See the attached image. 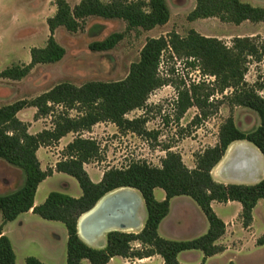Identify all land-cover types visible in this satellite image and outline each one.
Instances as JSON below:
<instances>
[{
	"label": "trees",
	"instance_id": "16d2710c",
	"mask_svg": "<svg viewBox=\"0 0 264 264\" xmlns=\"http://www.w3.org/2000/svg\"><path fill=\"white\" fill-rule=\"evenodd\" d=\"M54 14L47 18L49 36L42 47H31L29 63L12 64L0 71V77L20 80L37 64L55 63L62 59L65 49L54 39L57 27L75 32L88 17L120 19L127 29L150 30L164 25L170 16L166 0H80L70 6L66 0H56ZM216 17L222 22L240 24L243 21L264 22V7L253 6L242 0H195L188 19ZM123 33L113 32L102 40L92 41V51L112 49ZM165 54L175 57L191 67L199 68L202 76L214 77L207 84L204 80L192 82L187 88H177L174 102L176 119L196 106L200 113L192 119L199 123L209 115L215 104L209 99L216 93L232 89L231 102L255 111L259 124L252 130H242L228 117L219 126L218 139L194 155L195 166L188 168L179 153L165 148L166 154L160 166L144 160H133L123 167H110L103 171L98 182H93L84 164L97 159L99 144L82 136L84 131L100 122H111L118 129L138 135H149L145 129L144 115L127 118L126 114L142 109L149 95L167 84L160 76L159 66ZM249 59L264 62V43H255L252 37H235L227 46L216 37H208L191 29L186 36L171 32L166 36L150 37L143 44L139 58L129 66L127 75L117 81H89L80 86L60 82L33 99H20L0 106V159L21 170L23 184L16 190L0 194V264H16L15 253L2 227L21 213L32 212L46 220L60 221L67 230L66 264H107L115 256L142 259L160 255L163 264H180L177 255L181 251L197 249L206 257L223 250L216 244L225 232L224 222L211 207L212 201H238L242 208L240 218L243 227L252 222V210L259 199L264 200V177L255 184H223L213 180L211 169L220 161L228 145L236 140L252 143L264 156V78L250 86L244 76ZM225 97V96H223ZM36 108L35 118L53 115L52 128L36 134L27 131L28 124L21 121L17 112L25 107ZM62 110L54 113V107ZM68 110H75L71 116ZM75 134L64 148L63 158L54 168L43 170L37 157L40 146L57 142L67 133ZM53 171L73 177L81 189V196L72 197L59 191H50L45 200L34 206V195L39 183ZM137 190L143 199L146 219L138 232L111 230L106 234L103 248H93L81 240L77 232L79 217L89 211L108 192L118 188ZM161 188L165 196L158 201L154 189ZM186 195L195 201L208 221L207 231L189 240H171L158 234V225L169 211L170 199ZM138 242L139 247L134 243ZM264 243V235L257 244ZM24 264H45L36 257L27 256ZM231 264V263H230Z\"/></svg>",
	"mask_w": 264,
	"mask_h": 264
},
{
	"label": "rangeland",
	"instance_id": "374dc122",
	"mask_svg": "<svg viewBox=\"0 0 264 264\" xmlns=\"http://www.w3.org/2000/svg\"><path fill=\"white\" fill-rule=\"evenodd\" d=\"M66 1L72 7L80 0ZM243 1L252 3L253 6L264 7V0ZM55 2L56 0H0V71L12 64L29 63L30 48L46 44L49 36L46 20L54 14ZM166 3L170 11L168 21L150 30L127 29L123 20L100 17L85 18L75 32L68 31L62 26L57 27L53 35L56 42L65 49L62 59L55 63L37 64L20 80L0 77V106L21 98L33 99L60 82L80 86L89 81L121 80L127 75L130 64L138 60L143 44L150 37L166 36L171 32L186 36L193 29L201 35L216 37L227 46L232 44L235 37H252L255 43H264V22L236 26L233 23L222 22L216 17L191 21L188 15L195 6V0H166ZM113 32L123 33V38L112 49L92 51L89 48L92 41L102 40ZM249 34L254 35L248 36ZM249 60L244 79L252 86L256 81L264 78V62ZM159 74L167 80V84L149 95L144 108L126 114L127 118L144 115L146 118L144 126L149 135L120 130L111 122L97 123L90 131L82 133L83 137L94 139L100 148L98 158L84 165L89 172L103 173L107 168L123 167L133 160H144L151 165L160 166L167 146H170V150L179 153L186 165L189 159L195 160L196 153L217 142L219 126L226 118L232 117L235 124L245 131L258 126L259 117L255 111L231 102L232 89L210 97L209 100L215 104V107H210L208 117L199 123L192 121L193 117L200 113L196 106L190 107L180 119H176L174 102L177 99V88L181 90L192 82L197 83L202 80L209 84L213 82L214 77L202 76L198 67L192 69L184 61L169 57L168 54L162 59ZM258 93L264 96V92L258 91ZM30 110H24L19 118L38 121L36 124L39 128L44 126L52 128L53 115L35 120ZM57 110L62 108L55 106L54 113ZM68 113L74 116L76 111L68 110ZM64 142L57 141L43 146H49L42 149L39 156L43 168L47 169L50 164L63 158V150L66 146ZM13 168L0 159V194L18 187L22 178L24 179V175ZM88 175L92 180L93 176L89 173ZM64 183L68 184L66 194H74L75 190L80 189L77 181L68 175L49 178L43 188L63 192ZM126 189L140 198L141 195L137 190ZM159 192L162 190L157 191L156 200L159 198ZM256 216L257 228L256 226L255 228L261 232L260 228L264 225V209L258 208ZM133 217L136 219L135 222H141L137 203ZM7 223H9L8 236L12 240L16 264H24L27 256L36 257L45 264H66L64 247L52 250L46 245L45 237L40 238L30 231L21 232L18 221ZM260 234L262 237L263 233ZM183 261L196 263L193 255L183 256ZM235 261L236 264H264V251H250L245 256L236 257ZM213 262L227 264L224 257ZM111 264H116V261ZM121 264L127 263L123 261Z\"/></svg>",
	"mask_w": 264,
	"mask_h": 264
},
{
	"label": "crops",
	"instance_id": "0c3cea01",
	"mask_svg": "<svg viewBox=\"0 0 264 264\" xmlns=\"http://www.w3.org/2000/svg\"><path fill=\"white\" fill-rule=\"evenodd\" d=\"M247 23L254 25V22H250V21H243L239 25H244ZM251 35L254 34H249L248 36ZM32 47H37V46H32ZM26 109H31L30 110L31 115L33 114L34 117V114L36 113V108L33 106L25 107L19 110L16 116L19 118L20 113H22ZM36 119L38 118H35V120ZM21 121L26 122L28 124L27 131L30 134H36L43 129H49V127L47 126H44L43 128H39V126L36 124L38 123V121H30L29 119L21 120ZM73 137H74V133L69 132L65 136L61 137L58 141H65L64 145H66L68 142H70L73 139ZM47 147L49 146L46 147L40 146L37 149L36 154L39 161H41L39 156L40 153L43 151L42 149ZM57 161L58 160H56L53 164H50L49 167L54 168L55 163ZM186 166L191 169L195 166V162L189 159L186 163ZM10 167H14V166L10 165ZM41 168L45 170V168H43L42 166ZM13 169H17L20 173H22L21 170L16 167H14ZM85 170L88 171L90 176L91 175L93 176L92 178L93 182H98L102 177V173L89 172L87 168H85ZM210 173L213 180L223 184H245V185L255 184L264 177V156L252 143L246 140H236L228 145L220 161L211 169ZM56 175H67V174L53 171L51 176L46 177L41 183H39L34 195V200H33L34 206L42 203L45 200L48 193L50 192V189L43 188V185L49 178ZM23 181L24 179L22 178L18 187H13L8 192H3L1 194L9 193L16 190L23 184ZM67 188H68V184L64 183L63 193L67 192ZM158 190H162V189L161 188L154 189L155 198ZM81 194H82L81 189L79 190L77 189L75 190L74 194H68V195L77 198L81 196ZM158 196L159 198H157V200L159 201L162 200L165 196L164 191L162 190V192H159ZM137 205L139 209V214H141L140 215L141 222L139 223V225H137V222L128 219L126 220L127 224L123 225V227L120 226L118 228L119 230L138 232L142 229L146 219V210L141 196L140 198H138ZM211 207L215 212V214L225 224L224 234L216 241V244L222 246L223 250L212 256L206 257L203 262H202L203 253L200 250L192 249V250L181 251L177 255V259L180 264H191L188 261H183V256L185 255H193L194 259L196 260L195 264H214L213 262L214 260L223 257L225 258L227 264L230 263L236 264L235 261L236 257L245 256L250 251H258V250L264 251V243L257 244V239H259L261 235L260 233H263L264 235V225L260 228L261 232H258L256 230L257 228L256 212L258 208L264 209L263 199H259L255 207L253 208L252 222L248 227H243L242 225L240 218V212L242 206L238 201H227V202L212 201ZM24 219H26V221ZM1 221H2V217L0 213V223ZM14 221H18V228H20L21 232L30 231V233L37 235L40 238L45 237L46 245L49 246L50 249L56 250L59 247H61L62 249L64 247L63 253L65 254L66 242H67V230L62 222L43 219L39 215L33 213L32 209H30L27 212L19 214L17 218L12 222ZM8 224L9 223H6L2 227V232L6 236H8L9 234ZM207 229H208V221L205 215L203 214V212L201 211V209L199 208V206L195 203V201L191 199L189 196L178 195L170 199L169 211L167 215L159 223L157 231L161 237L166 239L189 240L191 238H196L204 234L207 231ZM80 230L81 227L79 224V228H78V221H77V232L83 242H85L88 246L93 248H103L105 246L106 244L105 234H102L100 236V234L93 233L92 228H88L86 230L84 226L83 230L93 235L92 240L89 241L81 236ZM8 238L10 239L12 244L11 238L9 236ZM134 246L139 247L140 244L138 242H135ZM47 252L50 253L51 251H47ZM115 261L116 264H121L123 263V261H125V263L127 264H163L162 257L157 254L142 259H128L120 256H115L111 258L107 264H111ZM84 262H86V264H89L87 260H83L81 264H83Z\"/></svg>",
	"mask_w": 264,
	"mask_h": 264
},
{
	"label": "bare ground",
	"instance_id": "6f19581e",
	"mask_svg": "<svg viewBox=\"0 0 264 264\" xmlns=\"http://www.w3.org/2000/svg\"><path fill=\"white\" fill-rule=\"evenodd\" d=\"M130 191H128L126 188H121V189H117L115 191H112V192L108 193L103 199H101L92 211H90L87 214H84L79 220V224L81 227V230H80L81 236L83 238L89 240V241L92 240L93 235L91 233H87L85 230H83L84 223H85L86 219L93 212H95L106 199L113 197L114 195H117V194L123 195L124 198L126 199V202H127L126 204L123 205V207H121L123 214L117 215V217L115 219H111L110 221H107V222L104 221L101 223H97L96 224L97 226L92 228V232L95 234H100V236H101L102 234L106 233L109 230L118 229L122 224H124V225L127 224L126 220H128V219L134 221V219H135L133 217L134 207H135V204L138 203V198L133 193H131ZM137 225H139V223H137Z\"/></svg>",
	"mask_w": 264,
	"mask_h": 264
},
{
	"label": "water",
	"instance_id": "95a60500",
	"mask_svg": "<svg viewBox=\"0 0 264 264\" xmlns=\"http://www.w3.org/2000/svg\"><path fill=\"white\" fill-rule=\"evenodd\" d=\"M122 188H124V187H122ZM118 189H121V188H118ZM113 191H115V190H113ZM108 193H110V192H108ZM107 194L102 196L89 211L83 213L79 217V219H78V228H79V220H80V218L84 214H87L90 211H92L95 208V206L99 203V201L101 199H103ZM126 203H127L126 199L121 194H117V195H114L113 197H110V198L106 199L101 204V206L95 212H93L90 216H88V218L86 219V221L84 223V226H85L86 230L88 228L96 227L97 223H101V222H104V221L107 222V221H110L111 219H115L117 217V215H122L123 211L121 210V207H123V205L126 204ZM123 225L124 224H122L121 227H123Z\"/></svg>",
	"mask_w": 264,
	"mask_h": 264
}]
</instances>
